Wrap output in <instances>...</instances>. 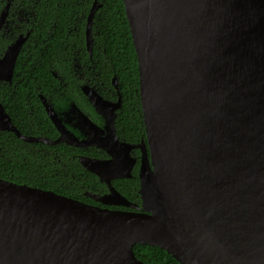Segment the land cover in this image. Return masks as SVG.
Returning a JSON list of instances; mask_svg holds the SVG:
<instances>
[{
	"label": "water",
	"instance_id": "1",
	"mask_svg": "<svg viewBox=\"0 0 264 264\" xmlns=\"http://www.w3.org/2000/svg\"><path fill=\"white\" fill-rule=\"evenodd\" d=\"M122 1L146 142H120L112 130L111 158L79 161L108 187L89 192L96 201L140 210L0 178V264H147L135 244L159 247L180 264H264V0ZM99 6L94 0L87 16L89 51ZM27 36L0 58V81L11 80ZM41 98L56 139L22 134L1 102L0 130L82 146ZM132 146L141 148L139 206L111 184L131 176L134 160L124 155Z\"/></svg>",
	"mask_w": 264,
	"mask_h": 264
},
{
	"label": "trees",
	"instance_id": "2",
	"mask_svg": "<svg viewBox=\"0 0 264 264\" xmlns=\"http://www.w3.org/2000/svg\"><path fill=\"white\" fill-rule=\"evenodd\" d=\"M94 0H17L18 6L32 9L33 18H29L30 36L23 45L14 69V92L11 100L7 93L0 100L11 117L13 124L24 134L43 132V135L55 136L50 121L37 98L38 91L44 95L54 93L78 95L79 88L68 77L70 60L69 26L73 20H80L79 35L72 34L75 46L83 37L85 17ZM94 16L93 57L99 63H106L103 69L105 85L109 86L112 70L116 73L122 107L118 111L116 126L118 134L128 141H139L144 134L138 89V66L128 22L122 0H98ZM2 2L0 1V8ZM83 15V17H82ZM112 67V70H111ZM67 83L66 88L59 86L52 71ZM26 82V91L31 98L33 109L26 114L20 107L24 92L20 91L21 80ZM38 87L36 90L35 87ZM58 86V87H57ZM57 87V92L55 88ZM13 106L11 107V105ZM49 128V129H48ZM74 147L64 143L48 146L42 143H29L10 131L0 130V178L17 183L53 190L72 198L91 200L83 196L86 189L95 192L105 191L104 184L78 164ZM86 177V178H85ZM116 189L128 197L136 195L138 188L137 170L133 169L131 178L112 181ZM126 192H125V191ZM130 197V196H129ZM134 254L147 264H180L165 250L149 244H135Z\"/></svg>",
	"mask_w": 264,
	"mask_h": 264
},
{
	"label": "flooded vegetation",
	"instance_id": "3",
	"mask_svg": "<svg viewBox=\"0 0 264 264\" xmlns=\"http://www.w3.org/2000/svg\"><path fill=\"white\" fill-rule=\"evenodd\" d=\"M0 1L2 2V6L0 8V14L3 10H6L5 18L0 27V58H1L5 50L7 49V47L13 41H15L20 34L26 35L28 33V36H27V39H28V37L30 36V31H31V27L30 28L28 27L29 18H33V12H32V9H28L27 7L25 8L22 6H18L19 3L17 2V0H0ZM87 16L88 14L85 17L83 37L82 36L80 37L79 39L80 44L78 46H75V40L72 34H74V36L79 35V32H77L76 30L77 28L79 29L81 28L79 24L81 19L73 20L71 25L69 26V31L67 33V37L71 35L70 36L71 46L69 47V51H68V53H70V60L67 65L68 77L72 76L73 83H75L78 86L79 88L78 95L60 94L57 92V87H58L57 86L55 88V91L57 93H54L52 95L46 96L41 91H38L37 94L35 95L36 97L29 96V94H27V91H26V82L24 81V79L21 80V82L22 81L24 82L22 83L20 91L24 92V95H23V100H22L20 107L25 111L26 114H31L32 109H33L31 98L32 97L37 98L40 105L42 106V109L44 110L46 114L47 120L50 121V125L52 127V129L50 130L52 132H55V136L50 137L48 135H43V132L41 131L37 132L36 134H33L31 132L28 134H24L17 128L22 134L34 136V137H47L51 140H54L59 136L60 130L49 117L47 110L45 108V105L42 101L41 96L44 97L47 103L51 106L53 111L56 113L59 119L58 122L62 126V128L64 127L67 131H69L75 137H77L78 140L83 141L84 143L82 144V146H78V145L68 144L65 141L54 143V144L45 143L42 141H26V142L42 143L48 146H54V145L64 143L68 146L74 147V149L77 150L78 152L74 153L73 157H75L76 161L78 162L80 166H82L79 161L80 156H87L91 158H97L100 160L109 159L112 157L110 149L108 148H110L111 145H114V143H113L112 136L110 135L109 131L113 130V135L117 138L118 141L128 143L129 145L138 144L140 143L141 139H144L146 142L145 131H144V134L140 137L139 141H136V142L128 141L118 134L116 121H117L118 111L122 107V102H123L122 95L120 92L119 82H118L116 73L112 70V67H111L112 74L110 77L109 86H106L105 81L103 79L104 72L102 70L107 68L108 65L106 63L97 62V59L93 57L94 42H95L94 40L95 31L93 28V24H94L95 14L92 20V33H91L92 34V48H91V51H89L87 48V45H86ZM27 39L25 40V42L27 41ZM25 42L23 43V45L25 44ZM18 55H17V58H18ZM17 58H16V61H17ZM15 65H16V62H15ZM15 65H14V69H15ZM14 69H13V74H12L10 81L8 80L0 81V96L4 97L7 93L8 100H11L12 98H14L13 96L14 85H15L14 84L15 83ZM52 74L58 80L57 82L59 86L61 85L64 88H66L67 83L61 77V75H58L57 72L54 70L52 71ZM113 78L116 83L115 85L113 84ZM84 88H88L91 91L95 92L99 97H101L102 103L96 106L94 102L91 101V98L84 92L83 90ZM35 89L37 90L38 87L36 86ZM137 93H138V89H137ZM138 96H139V93H138ZM0 102L3 104L1 100ZM118 103H119V106L117 107ZM139 103H140V98H139ZM12 106L13 104L11 105V107ZM140 108H141V105H140ZM99 109L102 110L103 113H101ZM111 113L114 114L113 120L110 119L112 115ZM110 120H111L112 125L110 124ZM146 149L148 151L147 144H146ZM127 155L134 160L132 169H131V176L133 174V169L136 168L137 178H138L139 164H140V158H141V148L137 146H132L128 150V153H125L124 158ZM84 170L86 173L83 172V174L85 175L91 173L87 171L85 168ZM93 175L96 177L98 182L104 184L105 191L95 192L93 190L86 189L83 191V196L85 198L90 199L91 201L88 202V201H84L80 199L81 201L89 203V204H93V205L106 206L111 209H120V210H127V211H139L140 210L137 207L121 205V204L120 205H117V204L106 205V204L100 203L99 201H96L92 196L89 195V192L97 193V194H105V193H108V187L105 184V182H102L99 180L97 175L95 174ZM131 176L113 178L111 180V184L113 180L128 179V178H131ZM113 187L115 188L114 185ZM138 188H139V178H138ZM138 188L136 189L137 191L136 195L129 194V191L127 190L128 197L124 195L120 190L116 188L115 189L121 195H123L128 201L135 203L139 206L141 204V199L138 193Z\"/></svg>",
	"mask_w": 264,
	"mask_h": 264
},
{
	"label": "bare ground",
	"instance_id": "4",
	"mask_svg": "<svg viewBox=\"0 0 264 264\" xmlns=\"http://www.w3.org/2000/svg\"><path fill=\"white\" fill-rule=\"evenodd\" d=\"M1 131H5V130H1Z\"/></svg>",
	"mask_w": 264,
	"mask_h": 264
}]
</instances>
